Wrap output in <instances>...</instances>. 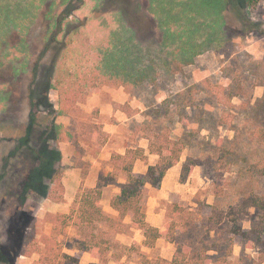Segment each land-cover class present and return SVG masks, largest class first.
I'll list each match as a JSON object with an SVG mask.
<instances>
[{"label": "rangeland", "instance_id": "obj_1", "mask_svg": "<svg viewBox=\"0 0 264 264\" xmlns=\"http://www.w3.org/2000/svg\"><path fill=\"white\" fill-rule=\"evenodd\" d=\"M184 37L193 49L181 58ZM123 57L145 76L120 70L116 79L110 66ZM70 83L85 91L58 114ZM32 91L45 102L34 106ZM32 112L33 145L53 122L65 139L49 140L62 157L47 194L22 201L36 161L24 146L9 155ZM167 137L184 149L161 181L142 188L146 221L164 232L149 245L113 202L130 172L158 163L152 146ZM262 173L264 0H0V242L12 264H264L241 234L260 218L247 198L264 195ZM92 187L102 190V214L87 225L95 238L86 249L79 194ZM20 211L29 219L14 246Z\"/></svg>", "mask_w": 264, "mask_h": 264}, {"label": "trees", "instance_id": "obj_2", "mask_svg": "<svg viewBox=\"0 0 264 264\" xmlns=\"http://www.w3.org/2000/svg\"><path fill=\"white\" fill-rule=\"evenodd\" d=\"M244 1V0H243ZM248 3H256L257 0H246ZM185 38V37H184ZM187 39V40H185ZM182 40L179 49L176 51H180L183 55L181 58H184L186 54H190L193 49V45H190L189 39L185 38ZM185 40V41H184ZM211 41V40H210ZM207 44V43H206ZM188 45L190 47H188ZM177 58L179 56L176 55ZM189 57L184 59L189 62ZM125 62L124 64H117L116 62L114 65H111L110 68L112 70H116V73L114 74V77L117 79V76H119L120 70L126 73V78L129 79V76L131 77H141L145 76L146 71H142L138 66L130 64L129 59H125L123 57ZM114 60H109V62H112ZM118 63V61H117ZM119 69V70H118ZM141 70V71H140ZM48 79L41 84L40 90L42 91H48V89L51 86L50 82V72L48 71ZM103 82L106 84H114L112 83L111 78L109 77H103L102 78ZM85 91V85L78 84V85H73L70 83L66 87H61L60 89V109L58 110V114H66L74 104V101L72 99V96L76 98L77 95H80L78 93H82ZM36 91H32L31 97L34 98L35 101L32 99L33 105H37L38 102L41 100L45 102L46 98H39L35 96ZM76 94V95H75ZM36 102V103H35ZM41 104V103H40ZM35 120H36V115L32 112L31 113V122L28 126L27 132L25 133L24 137L19 140L16 149L12 150L9 157L13 156L15 151L20 150L23 146L27 147V153L26 157H28L32 161H36L35 164L31 166L29 169V172L26 176V180L24 182L23 186V192L21 195V200L25 201V197L27 192L32 191L37 194H41L42 196H45L48 192V182L47 179H50V181H53L56 177L57 173V167L56 163L61 160V151L59 149L53 148L49 144V140L51 138L56 139V140H63L65 139V134L62 130V126L56 124L55 122L52 123L50 127H47L43 129L41 132V138H42V144L40 146L33 145L31 143V137L33 134H35L37 131H35L34 125H35ZM38 133H40L38 131ZM71 135L70 133H68ZM67 139V138H66ZM184 147L178 140L171 139L170 137L166 138V141L163 142L162 145L159 147H153L152 150L156 152L157 154L160 155V159L157 164L151 165L148 169V172L146 173H135V172H130L128 177H129V183L123 186V189L121 191V194L117 195L114 199L113 202V207L117 209L122 216H127L128 214L133 215L132 219V224L133 226L141 227L144 229V234L146 236V243L149 245H153L154 241L158 238L163 237L164 232L156 226H152L148 224L146 221V214L143 210V207L138 203V201L142 198V188L146 186L151 180L154 183H158L163 179V177L166 175L167 171L179 163L181 161V154L183 152ZM184 169L186 171H189L190 169L187 166H184ZM264 174V173H262ZM186 175H184V178ZM104 176L100 177V180L103 181ZM102 194V190L99 187H92L89 188L88 190L84 191L83 193L79 194L80 199V211H81V221H80V226H79V231H85L87 228V225L92 223L94 221V215H100L102 214V211L99 207V200ZM247 201L250 203V205L257 207L260 212V218L258 220V223L251 228L248 231H242V236L246 237L250 240L253 241V246L258 249V260L260 263H264V195L263 194H253L250 195L247 198ZM181 207V211H183V207ZM93 210V211H92ZM19 215L20 221L15 219V224H14V230L17 233L14 235V246L18 245L20 243V236H21V229L22 227L26 224L27 220L29 219L28 212L26 211H20ZM224 216H221V221L222 222ZM86 239L85 245L86 249H91L90 247V242L91 240L95 237L91 238V235H89L86 231ZM14 234V231H13ZM94 236V235H92ZM171 241L175 242V238L172 237L170 238ZM229 244L230 251L232 250L233 245L236 243L234 239L232 238ZM13 243V240L12 242ZM211 248V247H210ZM177 250L179 252L182 251L181 247H177ZM215 250H218L217 248ZM9 249L3 245L0 242V264H12V256H11V251L9 253ZM198 254V253H197ZM207 254V253H206ZM199 256V255H198ZM201 256V255H200ZM203 256V255H202ZM201 256V258H202ZM76 255H69L70 259H74ZM187 254H185L184 259H182V262H186ZM197 257V256H196ZM77 258V257H76ZM75 258V259H76ZM194 259L193 257H191ZM79 259V257H78ZM175 262H178L179 259L178 257H175ZM192 262V263H191ZM187 261V263L184 264H199L195 263V261ZM201 264V263H200Z\"/></svg>", "mask_w": 264, "mask_h": 264}, {"label": "crops", "instance_id": "obj_3", "mask_svg": "<svg viewBox=\"0 0 264 264\" xmlns=\"http://www.w3.org/2000/svg\"><path fill=\"white\" fill-rule=\"evenodd\" d=\"M157 13V12H156ZM110 211L112 210L111 208L109 209ZM148 220H149V218H148Z\"/></svg>", "mask_w": 264, "mask_h": 264}, {"label": "flooded vegetation", "instance_id": "obj_4", "mask_svg": "<svg viewBox=\"0 0 264 264\" xmlns=\"http://www.w3.org/2000/svg\"><path fill=\"white\" fill-rule=\"evenodd\" d=\"M62 24V23H61Z\"/></svg>", "mask_w": 264, "mask_h": 264}]
</instances>
